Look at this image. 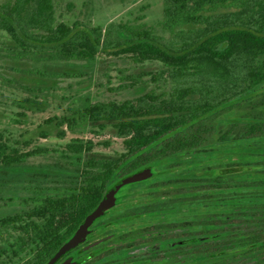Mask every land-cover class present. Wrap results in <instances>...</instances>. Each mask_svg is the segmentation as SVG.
I'll return each mask as SVG.
<instances>
[{"label": "trees", "instance_id": "trees-1", "mask_svg": "<svg viewBox=\"0 0 264 264\" xmlns=\"http://www.w3.org/2000/svg\"><path fill=\"white\" fill-rule=\"evenodd\" d=\"M0 24L24 54L88 65L105 55L122 58L127 66L160 63L183 73L177 72L178 78L172 79L175 87L162 84L161 69L121 72L124 82L119 89L136 87L146 75L164 87L135 99L97 100L78 111L79 119L85 118L95 134L111 129L113 136L122 140L123 150L115 155L98 154L92 140H73L66 145L67 158L70 154L77 157L72 185L60 193H40L28 209L0 218L2 226L32 233L33 239L25 246L44 248L17 264H43L61 243L72 238L103 196L114 189L118 192L127 177L144 170L152 175L141 181L157 178L145 189L150 194L143 202L150 209L116 221H155L161 215L184 212L172 211L173 206L195 205L202 209L193 212L204 234H194L193 262L264 264V115L233 118L231 125L239 128L237 138L231 137L232 129L216 133V119L252 98L264 85V0H165L162 25L168 33L178 35L201 26L196 39L178 51L161 43L148 27L113 23L103 34L100 28L78 23L55 25L51 0H16L9 9L0 10ZM127 66L122 71H130ZM185 76L204 77L209 84L198 88L180 85L186 83ZM175 97L189 107H174ZM259 104L264 105V99ZM186 115L191 117L184 119ZM54 120L57 126L67 125L70 130L78 122L68 116ZM212 136H217L216 143L209 146ZM32 155L8 152L0 133V175ZM253 172L260 177L243 180L247 186L242 195L236 192L239 179L225 185L229 182L226 175ZM192 186L197 191L194 201L193 195L180 192Z\"/></svg>", "mask_w": 264, "mask_h": 264}, {"label": "rangeland", "instance_id": "rangeland-1", "mask_svg": "<svg viewBox=\"0 0 264 264\" xmlns=\"http://www.w3.org/2000/svg\"><path fill=\"white\" fill-rule=\"evenodd\" d=\"M15 1L0 0V10L9 9ZM51 2L55 25L64 23L72 26L78 23L89 28H100L103 34L113 23L148 27L152 29L161 43L176 51L194 41L201 27L200 25L192 28L188 26L189 32L186 30L178 35L168 33L162 25L165 0H51ZM24 29L23 32L27 34L26 27ZM125 66L127 64L124 59L105 55H99L92 65H88L82 62L54 60L48 55L24 54L14 47L9 34L1 28L0 24V133L3 135L8 152L33 153L32 156L26 157L25 162L19 166L6 169L5 172L8 174L0 175V218L28 209L40 193H60L66 186L72 185L75 180L77 157L70 154V158H67L66 145L71 141L92 140L95 143L93 151L102 155H115L123 150L122 140L114 137L111 129L108 128L95 134L93 127L85 118L79 119L78 111L97 100L135 99L150 90L160 92L165 86L164 83L176 87L172 79L178 78V71L168 65L163 67L160 63H156L134 67L128 64L127 67L130 68L128 72L122 71ZM155 69H161L160 74L164 80L162 83L164 86L161 83H152L150 76L146 75L142 77L140 84L132 89L118 88L124 82L121 72L135 74ZM185 77L186 83H180V85L198 88V86L203 87L209 84L208 79L204 77ZM263 99L264 85L259 87L249 100L224 111L216 119V133L225 134L228 131L231 132L232 129V138L240 136L239 128L231 125L233 118L244 119L258 114L263 116L264 105L258 106ZM173 104L177 109L189 107L179 97L174 98ZM62 116L78 119L73 130H70L67 125L57 126L54 117L60 119ZM190 117L191 115H186L184 119ZM49 119L53 121L48 122ZM214 136L210 138L209 146L216 143L217 136L215 140ZM157 170V168L153 169L155 172ZM256 173V175L254 172L226 175L224 178L226 177L229 182H225V185H231L229 183L232 179L235 182L239 179L241 183L238 182L239 187L236 192L242 195L244 186H247L242 181L260 177L258 172ZM156 179L124 185L118 195V206L106 219H117L150 209L143 202L149 198L150 194L145 189L155 184ZM235 182L234 186L237 185ZM247 184L255 186L258 182ZM180 192L193 195L192 201H194L197 191L192 186ZM184 199L186 198L181 200ZM176 207L186 208L187 206L176 205ZM191 208L194 211L202 210L199 207L196 208L195 205ZM177 211L181 212V210ZM186 213L188 214L184 210L181 215L178 213L179 215L171 217L176 222L175 224H167L172 221H169L170 218L166 215L163 219L159 218L155 221L143 218L120 224L114 229L120 231L119 236L122 237L139 235L145 227L162 226L165 228L172 227V225H178V230L182 234L189 232L204 234V229L200 227L201 222L191 220ZM195 216L196 212H194ZM189 224L192 226H188ZM33 237L32 233L26 234L11 226L0 224V264L5 262L17 264L26 258L30 248L25 244H30ZM23 245L24 249L21 248ZM178 246L182 245L178 242ZM4 251H6L5 254ZM16 253L19 255L14 256ZM183 261L173 252L170 253V257L164 258L161 262H148L147 264H199V262H204Z\"/></svg>", "mask_w": 264, "mask_h": 264}, {"label": "flooded vegetation", "instance_id": "flooded-vegetation-1", "mask_svg": "<svg viewBox=\"0 0 264 264\" xmlns=\"http://www.w3.org/2000/svg\"><path fill=\"white\" fill-rule=\"evenodd\" d=\"M121 188L116 193L115 205L107 210L102 215V218H96L93 221L85 239L68 249L53 264H147L148 262H161L164 258L170 257V253L173 252L178 258L183 257V260L185 258L188 260L194 259V238L191 236H194L195 233L182 234L178 230V225L165 228L162 226L156 228L145 227V230L139 235L119 236L121 232L114 228L117 225L126 223L115 219H106V217L118 206V195ZM176 209L179 211L186 210L188 212L187 216L191 220L194 219L193 208L172 207V211L178 212ZM174 216L177 215H168L169 218ZM163 217L165 216L161 215L159 218L163 219ZM175 223L167 222V224ZM188 226H192V224ZM70 239L61 243L60 246L67 243ZM37 242L43 243L44 240H37ZM178 242L182 246H178ZM41 249L44 248L35 244L34 247L29 249L30 253L27 258L34 257ZM57 250L47 257L43 264H48Z\"/></svg>", "mask_w": 264, "mask_h": 264}, {"label": "water", "instance_id": "water-1", "mask_svg": "<svg viewBox=\"0 0 264 264\" xmlns=\"http://www.w3.org/2000/svg\"><path fill=\"white\" fill-rule=\"evenodd\" d=\"M151 175H152V173L150 171L144 170L143 172L136 173V174H134L132 176L127 177L123 181V185L144 180V179L150 177ZM116 193L117 192L114 189V190H111L109 193H107L105 196H103V198L100 200L97 208L91 214H89L86 217L84 223H82L76 229V232L72 236V238L67 243H65L62 246H60V248L57 250L55 255L51 258V260L49 261L48 264H53L54 262H56L58 259H60L65 254V252L68 249H70L71 247H74L79 242H81L82 240L85 239V237L89 233V227L91 226L93 221L96 218H98V217L102 216L103 214H105V212L107 210H109L111 207H113L115 205Z\"/></svg>", "mask_w": 264, "mask_h": 264}]
</instances>
